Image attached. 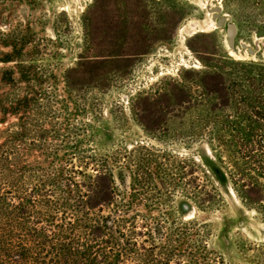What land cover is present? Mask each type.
Instances as JSON below:
<instances>
[{"label":"rangeland","instance_id":"obj_1","mask_svg":"<svg viewBox=\"0 0 264 264\" xmlns=\"http://www.w3.org/2000/svg\"><path fill=\"white\" fill-rule=\"evenodd\" d=\"M260 118L264 0H0V130L70 179L33 264H264Z\"/></svg>","mask_w":264,"mask_h":264},{"label":"trees","instance_id":"obj_2","mask_svg":"<svg viewBox=\"0 0 264 264\" xmlns=\"http://www.w3.org/2000/svg\"><path fill=\"white\" fill-rule=\"evenodd\" d=\"M259 123L261 133L257 135L258 138H248L244 150L249 162L253 161L260 172L259 179L264 182V118H260ZM4 134L0 130V264H33V249L49 239L62 241L66 245L68 238L65 231L72 225L68 221L72 216L64 220L65 211H61V218L53 214L60 207H69L65 196L59 194L56 197V187H68L70 179L64 178V172L59 169L52 171L42 167L38 159L29 162L26 152L20 146V140ZM98 178L102 176L88 175L92 187L90 189L104 196L98 197L90 205L100 208L103 203H108L107 195L111 188L106 184H98ZM254 183L249 180L247 184L241 185L250 190L262 191L264 184ZM61 191L66 193L62 187ZM73 203L71 207L84 206L82 199H73Z\"/></svg>","mask_w":264,"mask_h":264},{"label":"water","instance_id":"obj_3","mask_svg":"<svg viewBox=\"0 0 264 264\" xmlns=\"http://www.w3.org/2000/svg\"><path fill=\"white\" fill-rule=\"evenodd\" d=\"M228 32H229V34L231 35L230 39L232 40L233 35H234V27L230 26Z\"/></svg>","mask_w":264,"mask_h":264},{"label":"bare ground","instance_id":"obj_4","mask_svg":"<svg viewBox=\"0 0 264 264\" xmlns=\"http://www.w3.org/2000/svg\"><path fill=\"white\" fill-rule=\"evenodd\" d=\"M212 18H213V17H212ZM219 19H220V20H219ZM219 19H218V20H219L220 23H222V21L224 20V18H219ZM219 22H218V23H219ZM228 36H229V38L231 37V35L229 34V32H228Z\"/></svg>","mask_w":264,"mask_h":264}]
</instances>
